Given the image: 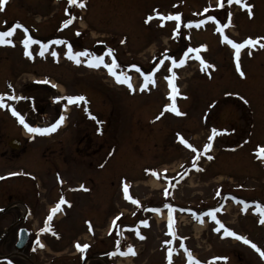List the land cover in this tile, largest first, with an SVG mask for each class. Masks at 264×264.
I'll return each instance as SVG.
<instances>
[{"label": "rangeland", "instance_id": "obj_1", "mask_svg": "<svg viewBox=\"0 0 264 264\" xmlns=\"http://www.w3.org/2000/svg\"><path fill=\"white\" fill-rule=\"evenodd\" d=\"M223 1L84 0L85 7L69 8L67 0H7L0 11V31L18 21L40 43L30 45L32 57H28L22 29L6 37L13 45H0V94L22 98L5 97V103L15 107L30 126L48 127L65 116L64 125L54 132L30 133L10 108L0 107V157L3 150L8 151L11 138L28 140L19 160L0 164V191L7 192L5 201H18L20 211V204H28L33 218L61 196L68 202L54 224L58 239L42 238L50 253H44L40 263L80 264L70 255L73 238L92 243L90 252L105 251L117 240L116 224L135 222V231L121 229L128 235L123 238L124 252L132 245L135 255H122L116 264H168L169 247L172 264H189L180 243L194 257L192 264H264V257L250 244L224 236L223 229L215 231L219 225L208 215L215 210L213 214L226 227L246 233L264 251V224L261 227L257 211V205H264V157L259 156V149L264 148V48L241 49L239 62L245 73L241 77L236 71L235 49L217 31L228 24L223 35L237 43L264 38V0H244L253 5L251 18L235 2L220 10ZM156 13H179L181 20H165L161 25ZM209 15L220 24L208 21ZM70 16L75 19L62 27ZM149 16L153 18L148 20ZM199 20L205 23L196 27ZM57 39L66 43H54ZM43 43H48V49L41 56ZM68 43L73 52L88 50L91 55L75 63L65 55ZM201 45L206 49L199 55L214 67L202 70L196 53L183 57L189 47ZM109 48L112 56L107 54ZM95 56H103L105 63H111L114 56V70L130 77L135 87L118 83L103 65L92 67L84 62ZM168 56L177 61L183 57L185 63L173 67ZM161 59L164 63L156 70ZM149 73L154 83L149 81L142 88ZM173 73L172 83L180 93L173 95L182 115L165 110L173 102L167 79ZM78 95L87 103L69 104L64 99ZM213 128L227 131L216 135L212 147L204 152ZM181 136L199 152L198 159L194 160L197 151L188 148ZM124 183L129 185L131 200L124 195ZM78 184L84 188L76 191ZM164 184L172 191L170 198L165 192L161 196ZM137 199L138 204L132 202ZM165 200L173 205L175 236L168 232ZM149 204H161L159 209L165 212L153 211ZM179 212L186 215L178 218ZM115 216L119 219L105 237L106 226L112 225ZM31 222L27 220L28 225ZM87 222H91V231ZM137 231L143 239L134 236ZM169 239L173 243L165 244ZM4 247L0 244L1 251Z\"/></svg>", "mask_w": 264, "mask_h": 264}, {"label": "snow or ice", "instance_id": "obj_2", "mask_svg": "<svg viewBox=\"0 0 264 264\" xmlns=\"http://www.w3.org/2000/svg\"><path fill=\"white\" fill-rule=\"evenodd\" d=\"M6 2H7V0H0V11H2L4 9V7L6 5ZM233 2H235L236 4H239L243 8L247 9L248 10V15L251 18V16L253 15V13H252L253 5L248 4V3H244V0H227V3L228 4H232ZM68 4L69 5H77L79 7H85L84 0H68ZM220 6H222V4ZM65 11L67 12V8L65 9ZM204 11L207 12L208 9L205 8ZM156 15L160 17L161 25H163V22L165 20H174V21H177V22H179L181 20V15L179 13H176L175 15H172V14L163 15L161 13H156ZM230 16H231V14H229V24L231 23ZM152 18H153L152 16H149L147 19L148 20H151ZM73 19H75V17L74 16H70L68 19L64 20L63 21V24H62V27H66L69 24H71L72 21H73ZM207 20L208 21H216L217 25L220 24V21L216 20V17L211 16V15H209L207 17ZM203 23H205L204 20L196 21L195 22V26L196 27H200V25L203 24ZM187 26L188 27H191L192 26V22H189ZM227 26H228V24H225L223 26L217 27V31L222 34V40L223 41H226L229 45H231V47L233 49H235V54L234 55H235V59H236V65H235L236 66V71L239 73V75L241 77H243L245 75V73L241 70V65H240V62H239L241 49L245 48V46L255 47L257 45H259V47H261V48H264V43H261V40H264V38H261V37H257L255 39H253V38H246V39L243 40L242 43H237V42H234L233 40L229 39L228 36L223 35V29L225 27H227ZM179 27H180V25H179V23H177V28H179ZM17 28L22 29L23 32L25 33V38L22 41V43L24 45V48H25V55L28 56V57H32V52L29 50L30 49V45L31 44H34V43H40V42L37 41V40H35L29 34L28 28L25 27L23 24H21L18 21L15 24H13L10 28H8L7 30L0 31V45H4V44H6V45H13V41L11 39H6V37H11L14 34V32H15V30ZM77 34H79V32H77ZM123 42L124 41H121V43H123ZM48 43H53V42L52 41H49ZM48 43H43L41 45V51L39 53L41 56H43L44 55V51L48 49ZM54 43H56V44H65L66 42L64 40H62V39H57L56 41H54ZM202 48H205L206 49V46L205 45H201L198 48H191V47H189L187 49V51L184 52L183 57H187L189 53H196L195 58L200 61L201 66H202V70H205V69H207L209 67H214V65L208 64L199 55V52H200V50ZM112 53H113V50L111 48L107 49V54L109 56H112ZM51 54H52L53 57H57L58 56V54L55 51H53ZM249 54H251V53H249ZM65 55L69 59L73 60L75 63L79 64V63H81V60H80V57L81 56H90L91 54L88 52V50H84V51H80V52H73L72 45L70 43H68L67 44V51H66ZM183 57L179 61H177L175 58L170 57V56H168L166 58L171 61V64H172L173 67H177V66L183 65L185 63V59ZM84 62L85 63H88L89 66H92V67H100L101 65H103L105 68H107L108 72L112 76L115 77V79H116V81L118 83L127 84L128 87H129V89H132L133 88V86H132V84L130 82V77H128L124 73H119L118 74L114 70V66H116V64H117L116 59H115L114 56L112 58L111 63H105V59H104L103 56H95L91 60H86ZM163 63H164V60L161 59L160 63L156 66V70H158L159 67H160V65H162ZM131 67H134V68H137L138 69V66H136V65H132ZM169 71H172V69L169 68ZM174 76H175V73H173L172 76L167 77V79L169 81V87L172 88V92L169 93V96L172 98V101L173 102L170 105H166L165 106V110H168L170 108V110L172 112H174V113H176L178 115H182V113H180L178 107L175 104V96L173 95V94L180 95V93L178 91V88L172 83V80H173ZM149 81H151V82L154 83L152 73H149V74H147L145 76V84L142 85L141 87L142 88L143 87H146V85H147V83ZM44 82H47V81H44ZM9 87H11V85H9ZM5 97H8V99H11V100L22 99V98L21 97H16L15 95L9 96L7 93L0 94V107H8V108H10V110L12 112V115L16 116L19 119V122L22 125H24V127L30 133L47 134V133L54 132L64 122V120H65V116L64 115H61L54 123H52L48 127H33V126H30L28 123H26L24 117L16 110L15 107H12V106L7 105L5 103ZM56 99L59 100L61 98L57 97ZM64 99H66L69 104H72V103L79 104L80 102H84L85 104L87 103L86 98L83 95L67 96ZM240 99L243 100L244 98L243 97H240ZM85 110L87 111V108H85ZM88 114H89V116L91 118L95 119V117L90 112ZM160 115L162 116L163 115V112H161ZM158 118L159 117H157V119ZM97 122L100 123L99 121H97ZM211 131H212V134L208 136L209 143H206L203 146V151L204 152H207V150L212 147L211 141L214 139V137L216 135L221 134L223 132H226L227 130L226 129H224V130H218V129L213 128ZM180 139H181V141L188 148L193 149V151H197L193 147V145H191L182 136L180 137ZM259 156L260 157H264V148H260L259 149ZM198 158H199V152L197 151V155L194 157V160L195 159H198ZM208 158L211 159L212 157L209 156ZM192 167L197 168V170H200L199 167H198V165H196L195 163L192 164ZM17 174L18 173H9L8 175H17ZM186 174L187 173H185V175ZM0 179H3V177H0ZM79 187L80 188H84L83 185H80ZM123 191H124L125 197L127 199H130L131 200L132 197L129 195V185L127 183H124V185H123ZM219 194L220 193L217 192V195H219ZM165 195L166 196L169 195V192H168V189L167 188L165 189ZM132 202L133 203H137V204L139 203V201H137V200H133ZM237 202H239V201H237ZM67 203L68 202L65 200V198L63 196H61L60 199H59V201L55 204V206L50 209V213H49V215L47 217V221L45 223V227L42 228L41 231H50L51 230L49 228V226H48V221H51L52 215L55 214L56 212H58L59 210H61L62 205H65ZM165 207L169 210L168 211V232L171 235L175 236L176 233L174 231V219H173V211H174V209H173V205L166 204ZM244 210L245 211L247 210V205H245V209ZM153 211L159 212L160 209H158V208L157 209H153ZM214 211L215 210L209 211L208 212V215L211 216V218L214 221H216L217 225H219L215 229V231L220 232L223 229V235L224 236H232V237H235L237 239L243 240L244 243L250 244L251 247L254 248L261 255V257H264V251H262L255 243H253L252 241L248 240L246 237L239 236L236 232H234L233 230H231L228 227H226L213 214ZM257 211H259V213H260L259 223L264 224V205H257ZM196 218L197 219H201L200 216H197ZM116 219H119V217H117ZM201 222H203V221L201 220ZM87 223L89 224V230L91 231L92 230L91 229V222H87ZM141 223L144 224L145 226H147L148 221L143 220V221H141ZM113 224H115V219L113 221ZM136 234L138 236H140L141 239L144 238L143 236L140 235V233L138 231H137ZM53 235H58V234L55 233V232H53ZM37 243H39V240H37ZM164 243L167 244V245H171L173 243V241L171 239H169V240H165ZM43 246H44L43 244H40V247H43ZM75 247H76V249L78 251H80V252L83 253L89 247V245L88 244H81L80 242H76ZM180 247L185 249V252L187 253V256H188V262H189V264H192V261L194 260V257L192 256L190 250H188L183 243H180ZM116 251L119 252V242H117V249H116ZM121 254L122 255H127V254L135 255L134 247L132 245H128L126 252H123ZM172 254H173V249L171 247H169L168 250H167V260H168V264H172ZM213 259H224V260H226L227 257H214ZM197 264H199V262H197Z\"/></svg>", "mask_w": 264, "mask_h": 264}, {"label": "flooded vegetation", "instance_id": "obj_3", "mask_svg": "<svg viewBox=\"0 0 264 264\" xmlns=\"http://www.w3.org/2000/svg\"><path fill=\"white\" fill-rule=\"evenodd\" d=\"M227 4V0L223 1L222 9ZM45 136L46 135H43V137ZM27 138L29 139V136H25V139ZM9 141H7V145ZM26 142H28V140L19 139L18 148L16 149H12L8 145V151L3 150L1 153L0 164L6 165L7 163L14 162L15 159H20V157H22V155L27 151L26 145H23V143ZM44 150L45 149H41L40 151L44 153ZM6 154L7 156H4ZM18 154L21 155L17 156ZM17 173L19 174V171ZM6 194V191H0V244L5 245L3 248L4 250H0V264H49V261L47 263H40L41 259L44 258V253H50L46 246L40 247V244H43L42 238L44 235L54 237V223L58 212L52 215L51 221H48V226L51 230L41 231V229L45 227L50 209L55 206L57 201H53V203L47 205L45 213H42L39 217H35V219L32 216L31 209L28 204L24 203L27 205V210L21 213V211L17 208L16 202L18 201L10 200V198L5 201L4 198ZM35 196L39 197L40 195L37 193ZM28 219L32 221L30 225L27 224ZM22 227L29 231V236L27 237L24 247H22L21 250H17L14 248V245L17 242V237L20 231L22 234V230H20ZM37 240H39V243H37ZM77 242L82 244V241H79V239ZM117 242H119V252L116 251ZM123 245V240L119 237L114 244H112L111 247L105 251L90 252V248L88 247L82 253L78 251L75 246H73L70 255L72 258H78L80 264H116L114 261L120 258V256H122L121 253L124 251ZM52 252L56 253L57 250L55 249Z\"/></svg>", "mask_w": 264, "mask_h": 264}, {"label": "water", "instance_id": "obj_4", "mask_svg": "<svg viewBox=\"0 0 264 264\" xmlns=\"http://www.w3.org/2000/svg\"><path fill=\"white\" fill-rule=\"evenodd\" d=\"M71 6V5H70ZM18 140L16 139H12L9 141V145L11 146V148H18ZM20 230H22V234L21 231L19 232V235L17 237V242L14 245V248L17 250H21L22 247H24L27 237L29 236V231L26 228H21Z\"/></svg>", "mask_w": 264, "mask_h": 264}, {"label": "bare ground", "instance_id": "obj_5", "mask_svg": "<svg viewBox=\"0 0 264 264\" xmlns=\"http://www.w3.org/2000/svg\"><path fill=\"white\" fill-rule=\"evenodd\" d=\"M152 181V180H151ZM152 182H154V181H152Z\"/></svg>", "mask_w": 264, "mask_h": 264}]
</instances>
